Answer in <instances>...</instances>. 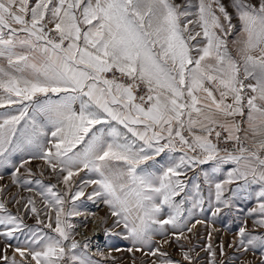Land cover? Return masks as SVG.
<instances>
[{"label": "snow or ice", "instance_id": "obj_1", "mask_svg": "<svg viewBox=\"0 0 264 264\" xmlns=\"http://www.w3.org/2000/svg\"><path fill=\"white\" fill-rule=\"evenodd\" d=\"M7 170L0 264H117L77 231L89 203L131 264H225L192 243L206 212L264 264V0H0Z\"/></svg>", "mask_w": 264, "mask_h": 264}, {"label": "rangeland", "instance_id": "obj_2", "mask_svg": "<svg viewBox=\"0 0 264 264\" xmlns=\"http://www.w3.org/2000/svg\"><path fill=\"white\" fill-rule=\"evenodd\" d=\"M39 162H33L32 167L35 170L37 167V164ZM10 170L3 172V179L0 180V184H7L10 182ZM51 182H55L54 180ZM12 192H17L18 189L13 187L11 189ZM23 195H27V193H22ZM251 207L252 205H248ZM11 210L13 212L16 211L15 207L13 205H9ZM83 211L87 213H94L93 215H87L86 224L85 216H81L78 218H75L74 222L78 225L77 231L82 233L84 236L93 235L95 232V229L98 227L99 217L105 216L107 213V209L101 205L99 207L92 205L89 203L87 209H84ZM198 218L205 220V224H198L196 226V229L194 230L196 235L193 237L192 243L193 244H199L203 246L206 243L207 240V234L208 232L212 231L213 233V244L219 245L221 242L224 245L226 255L221 257L219 248H217V258L222 259L225 261V264H258V260L260 257L259 252H257L255 255L252 252L248 253H242L238 252L234 248L228 247V245L232 242L233 236L235 235L236 228L239 224V220H235L233 216H226L219 222L215 223L214 225L210 223L211 220V214L210 212H206L203 216H199ZM243 217H241L242 219ZM95 221V222H94ZM28 223H33L31 219L28 220ZM108 225H111V219L108 221ZM248 227L251 229L253 227L252 221H248ZM215 229V230H214ZM102 233H99L96 237L95 234L92 236V242H93V248L98 246L101 251H104L106 253L110 252L111 256L117 258V264H131L132 256L129 252H127L128 242L126 240L113 237L111 239L105 237L103 235L102 228H100ZM257 233L264 232V229H256ZM82 237H77V239H81ZM155 240L159 242L161 240L160 236H156ZM2 247V245H0ZM115 249H120L119 251ZM165 250L168 251L174 259L179 260V250L177 249L176 245L173 244L171 246H166ZM197 251H199V248H197ZM201 257L206 259V254L201 252ZM136 264H142V261H150L151 259H154L152 257L142 256L141 253H136Z\"/></svg>", "mask_w": 264, "mask_h": 264}, {"label": "bare ground", "instance_id": "obj_3", "mask_svg": "<svg viewBox=\"0 0 264 264\" xmlns=\"http://www.w3.org/2000/svg\"><path fill=\"white\" fill-rule=\"evenodd\" d=\"M97 233H102L101 230H100V228H98V227L95 229V232H94V234H95L96 237L98 236ZM93 235H88V237H91L92 238Z\"/></svg>", "mask_w": 264, "mask_h": 264}]
</instances>
